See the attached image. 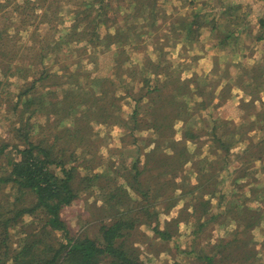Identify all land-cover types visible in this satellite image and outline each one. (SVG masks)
Returning a JSON list of instances; mask_svg holds the SVG:
<instances>
[{
  "label": "rangeland",
  "instance_id": "1",
  "mask_svg": "<svg viewBox=\"0 0 264 264\" xmlns=\"http://www.w3.org/2000/svg\"><path fill=\"white\" fill-rule=\"evenodd\" d=\"M105 1L107 16L98 26L80 29L85 33L79 41L71 30L74 13L68 10L75 5L68 0H37L38 8L28 12L34 19L23 22L26 30L8 28V36L16 33L10 44L8 38L0 45V173L18 158L14 146L45 137L51 140L46 144L67 150L64 159L73 157L67 167L77 166L76 196L62 210L74 236L97 239L101 226L119 215L143 220L151 211L157 220L140 223L134 236L145 264H209L201 257L215 251L216 264H264V0ZM6 12L2 25L9 21ZM93 26L102 36L118 34L120 28L129 37L122 32L117 42L100 44ZM48 72L61 77L43 79ZM33 85L36 89L24 95ZM67 91L87 108L67 111L74 112L66 114L67 127H62L66 108L53 112V101ZM157 98L160 111L153 110ZM67 100L61 106L67 107ZM96 103H110L106 113L113 120L105 123L106 114L91 110ZM179 104L183 107L167 119L175 131L170 125L164 138L180 140L189 129L197 134L187 142L192 157L183 159L184 169L177 174L181 182L173 184L176 171L162 179L147 173L150 191L138 195L133 165L140 152L149 150L154 133L136 129L135 118L143 127ZM77 115H82V133L90 131L84 141L73 137ZM217 136L233 139L229 151ZM227 158L230 164L224 167ZM52 167L62 175L60 166ZM202 167L217 172L216 186L194 188ZM17 187L0 182L1 210L9 216L36 201ZM118 191L124 197L116 200ZM43 216L37 209L10 223L14 248L23 245L25 229ZM156 224L173 238H160L151 228Z\"/></svg>",
  "mask_w": 264,
  "mask_h": 264
},
{
  "label": "trees",
  "instance_id": "2",
  "mask_svg": "<svg viewBox=\"0 0 264 264\" xmlns=\"http://www.w3.org/2000/svg\"><path fill=\"white\" fill-rule=\"evenodd\" d=\"M70 4H74L75 7L72 9L69 7V12L74 13L75 23L72 25L73 35L79 39L82 38V34L85 33V30H80L85 25L91 23V25H96L100 23L99 21L105 18L107 15V8L105 0H68ZM37 0H0V45L7 41L9 38V44L12 42L15 33H9L8 36L7 30L10 26L22 27L25 29V24H29V10L37 9L36 5ZM9 10V21L7 24L1 23L2 17L7 18L6 11ZM29 12V13H28ZM43 17L46 18L47 14L42 13ZM12 16V18H11ZM31 17V16H30ZM11 18V19H10ZM21 21L16 23L14 19ZM28 18V19H27ZM48 18V17H47ZM46 18V19H47ZM28 22V23H27ZM260 23L262 19H260ZM196 24V23H195ZM197 26V25H196ZM92 32H97L96 36L100 39L99 43H107L116 41V35L119 36L120 33L124 32L125 36L129 37V32L124 31V29H117L118 34H112L110 31H107L105 35H101V32L95 30V27H91ZM193 29V28H192ZM17 33H20V28ZM191 30V29H190ZM189 34V32H188ZM232 35V33L230 34ZM73 37V36H72ZM261 35L258 39H261ZM109 45H107V48ZM157 61V65L161 63ZM38 73V72H37ZM37 73L34 74V79L37 80ZM56 77L59 79L61 75L54 73H45L43 74V79ZM186 86V84H184ZM186 88V87H182ZM35 85L30 86L27 91L24 92V95L29 94L34 91ZM157 89L160 90L159 87ZM67 100V107L61 106L63 102ZM28 102L25 104L28 109V104L33 100L31 97L26 99ZM176 103V102H175ZM55 107L54 111L56 113V108H66L65 112L62 114L60 119V124L62 127H67L65 121L67 120L71 111L67 114V111L71 108H74L75 112L79 109L85 110L87 104L80 99H75L69 94L62 98L53 101ZM109 106L101 105L96 103L91 110H99L106 116L105 123L110 122L113 119H109V114L106 113L110 109ZM162 104L159 102V98L153 103V110L155 108L160 111ZM179 107H183L182 104H179L177 107H172L168 110V115L155 116V119L150 123H144L141 127V123L135 118V128L136 129H151L154 133L153 137L148 141L150 145L149 150L140 152V156L137 161L134 163L133 168L135 170L133 173V179L135 184L133 186L134 192H137L138 195H148L149 189L147 186L148 183L152 182L151 180L155 178L162 179L164 175H168L172 171H176L173 175L174 183L177 184V174L184 169V158L192 157V153L187 148V142L192 139L197 138V134L194 132V129H189L184 131L182 134L183 138L178 140L175 137H166V128L170 125L172 126V131H175L174 123L167 121L172 115L178 111ZM99 108V109H97ZM66 114L68 115L66 117ZM77 114V113H76ZM136 114V112L134 113ZM171 115V117H170ZM66 119L63 121V117ZM114 113L110 115L113 118ZM108 118V119H107ZM166 120V121H165ZM82 115L76 116L72 124H77L73 128V137L77 135V140L84 141L86 140V135L90 133L86 128V133H82ZM137 126L141 128H137ZM72 127L66 128L70 130ZM85 130V129H84ZM82 133V134H81ZM61 136V135H60ZM220 146L229 151L230 147L233 145L230 141L233 139H224L222 136H217ZM51 141L45 137L43 140L33 141L27 139V143L24 147L14 146L16 152L18 153L17 159H12L9 161V169L7 172L0 173V182L3 183H13L18 186L21 195L25 193H30L35 196V204L33 207H21L16 210H12V215L9 216V211L1 210L3 205L0 206V264H145L143 253L140 250L141 248L136 245L134 241L135 231L140 223H148L153 221L152 219L157 220L156 214L151 211H146L148 219L140 220L139 217H125L119 215L117 218L112 219L110 222L105 223L101 226L100 232L101 235L99 238H91L88 236L76 237L71 234V231L66 224L65 220L62 217L63 207L72 202L76 196V189L74 187L73 178L76 177V165L67 167L66 164L69 159L73 157H68L64 159V152L61 148H56L55 144H46L44 142ZM58 140V134H55V139ZM217 142V143H218ZM79 146V145H78ZM0 150H4V147ZM75 156V153H73ZM143 157V160H142ZM180 158V159H179ZM75 161V158L73 159ZM157 163V164H156ZM162 163V165H160ZM58 165L61 167V174H58L57 171L53 169V165ZM230 161L227 158L225 160L224 167L229 166ZM199 173L202 174L200 181L196 184V187L199 189H208L210 185H215L218 183L217 172L212 171L210 168L202 167ZM206 172H205V171ZM131 172H133L130 169ZM245 171V170H244ZM248 172V170L246 169ZM147 173L151 176V180H146ZM208 173L210 175H208ZM99 177L100 175L97 174ZM247 176L244 175L240 176ZM187 177H184L183 181L186 182ZM119 195H116V200L120 197H124V192H119ZM127 194V193H126ZM130 195V194H129ZM170 196V195H169ZM172 197V196H171ZM19 197L17 196V199ZM173 198V197H172ZM178 200L179 198H175ZM124 200V199H121ZM37 209H42L44 212L43 217H38L35 219L29 227L25 229L24 243L21 246L15 247L11 243L9 226L13 221V224L21 218L22 214L26 212H36ZM246 214L251 213L249 207L246 208ZM150 217V218H149ZM11 226H14V225ZM10 226V227H11ZM154 233H156L160 238L165 241H170L173 238V234L168 229H162L159 225L151 226ZM61 233V234H60ZM228 243H225L223 248L226 250L229 249ZM238 246H236L237 248ZM221 252V251H220ZM224 253V252H223ZM206 262L209 264H216V251L212 255H206L204 257Z\"/></svg>",
  "mask_w": 264,
  "mask_h": 264
},
{
  "label": "clouds",
  "instance_id": "3",
  "mask_svg": "<svg viewBox=\"0 0 264 264\" xmlns=\"http://www.w3.org/2000/svg\"><path fill=\"white\" fill-rule=\"evenodd\" d=\"M202 63L205 64V65H207V66H209V67L211 66L210 63H209L208 61H203ZM237 91H238V90H237Z\"/></svg>",
  "mask_w": 264,
  "mask_h": 264
}]
</instances>
